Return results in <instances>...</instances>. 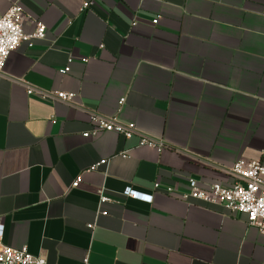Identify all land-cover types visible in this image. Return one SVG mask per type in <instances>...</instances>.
Instances as JSON below:
<instances>
[{
	"label": "crops",
	"instance_id": "crops-1",
	"mask_svg": "<svg viewBox=\"0 0 264 264\" xmlns=\"http://www.w3.org/2000/svg\"><path fill=\"white\" fill-rule=\"evenodd\" d=\"M14 3L26 34L38 21L46 34L0 72L3 243L48 264H264L245 214L183 198L188 178L229 183L238 160L264 164V0H0V16ZM91 112L166 147L93 134Z\"/></svg>",
	"mask_w": 264,
	"mask_h": 264
},
{
	"label": "built area",
	"instance_id": "built-area-1",
	"mask_svg": "<svg viewBox=\"0 0 264 264\" xmlns=\"http://www.w3.org/2000/svg\"><path fill=\"white\" fill-rule=\"evenodd\" d=\"M89 3L83 5L82 11L88 7ZM27 16L23 8L14 3L8 11L0 16V72L3 71L10 54L16 50L22 42H32L34 39L45 37L46 26L36 22V31L33 34L24 32V22ZM158 19L153 20L156 24ZM86 61V59H85ZM65 68L62 72H66ZM35 90L28 86L27 93H37L45 100L72 101L74 93L63 91L47 92ZM124 99L120 100L122 104ZM90 122L94 126L93 134L101 131L115 132L116 134L129 139L138 136L139 146H149L157 149L166 147L161 139L149 136L139 130L134 122H123L114 116H107L99 112L90 113ZM89 136L90 133H85ZM125 157V154H122ZM105 162L102 160L100 163ZM100 163L92 166L96 169ZM232 181L229 183H212L205 187L194 178H188L189 189L183 194V198L203 202L210 205H219L227 208L231 213H242L247 216V223L264 234V164L257 160H238L229 170ZM81 177L79 176L72 184L78 186ZM160 188L159 182L154 184V189ZM171 192L172 189H167ZM123 194L127 197L152 202L153 194L137 190L131 186L125 188ZM108 199L101 196V202ZM106 212H103L105 214ZM4 226L0 224V264H48L47 259L42 256L32 254L27 246L14 248L3 243ZM83 264H86L83 263Z\"/></svg>",
	"mask_w": 264,
	"mask_h": 264
}]
</instances>
